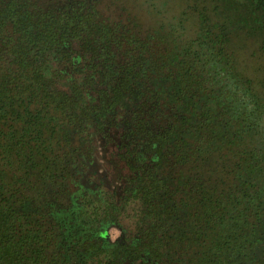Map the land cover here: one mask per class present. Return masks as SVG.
Wrapping results in <instances>:
<instances>
[{
    "label": "trees",
    "instance_id": "obj_1",
    "mask_svg": "<svg viewBox=\"0 0 264 264\" xmlns=\"http://www.w3.org/2000/svg\"><path fill=\"white\" fill-rule=\"evenodd\" d=\"M205 1L0 0V264H264V0Z\"/></svg>",
    "mask_w": 264,
    "mask_h": 264
},
{
    "label": "rangeland",
    "instance_id": "obj_2",
    "mask_svg": "<svg viewBox=\"0 0 264 264\" xmlns=\"http://www.w3.org/2000/svg\"><path fill=\"white\" fill-rule=\"evenodd\" d=\"M136 1L141 2V4L139 3V5L142 6L140 8L137 7L136 10L138 9V11L142 13V9L143 7H146V4L149 10L154 9L152 7H148L153 4L152 2H155L157 4H161L162 2H164L167 3V5L168 3H174L176 9L179 10L185 7L186 4H190L195 0H146L145 4L143 3V0H133V2ZM201 1L205 0H200V2ZM113 2L114 0H103L102 6L105 10H107V12L116 13V6L112 5ZM205 2L210 6V0H206ZM205 2L203 3L205 4ZM156 7L160 8V5ZM75 47L77 52L73 54L74 62L79 63L81 60L78 53L79 48H77V45ZM70 65L71 64H66V66H64V69L68 73L69 77L73 75V71L71 70ZM75 75L79 76V74ZM80 76H82L81 73ZM63 87L66 88L65 85H63ZM118 136L119 132L113 130L112 137L107 141L102 137H100L99 139L98 137L96 138V147L93 156L90 160L84 162L85 164L81 165V175L79 181L76 184L78 192H83L85 190L92 194L95 198L106 200L107 198H109L110 193L116 191L117 203L119 204L120 199L122 198V194L124 193L123 189L126 183L128 182L129 178L134 176L135 172H128V168L126 167L127 164L123 162L116 153H114L116 145H119L118 142L121 141ZM113 228L118 229L122 234L121 226L117 223H111L107 226L110 238L111 229ZM120 237H118V239ZM147 260V257H143L137 262H126V264H144Z\"/></svg>",
    "mask_w": 264,
    "mask_h": 264
},
{
    "label": "clouds",
    "instance_id": "obj_3",
    "mask_svg": "<svg viewBox=\"0 0 264 264\" xmlns=\"http://www.w3.org/2000/svg\"><path fill=\"white\" fill-rule=\"evenodd\" d=\"M103 236L107 237L108 235V230H107V225L105 226V231L101 233ZM121 233L118 229L113 228L111 229V239L113 241L117 240L118 237H120Z\"/></svg>",
    "mask_w": 264,
    "mask_h": 264
}]
</instances>
